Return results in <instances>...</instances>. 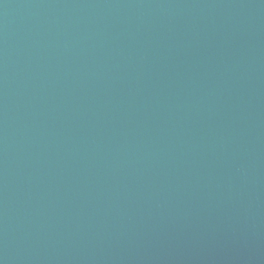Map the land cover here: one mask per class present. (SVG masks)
I'll return each mask as SVG.
<instances>
[{
	"label": "water",
	"instance_id": "1",
	"mask_svg": "<svg viewBox=\"0 0 264 264\" xmlns=\"http://www.w3.org/2000/svg\"><path fill=\"white\" fill-rule=\"evenodd\" d=\"M0 264H264V0H0Z\"/></svg>",
	"mask_w": 264,
	"mask_h": 264
}]
</instances>
